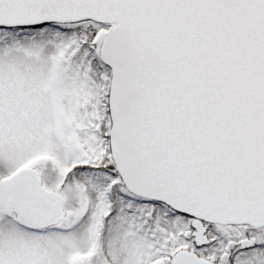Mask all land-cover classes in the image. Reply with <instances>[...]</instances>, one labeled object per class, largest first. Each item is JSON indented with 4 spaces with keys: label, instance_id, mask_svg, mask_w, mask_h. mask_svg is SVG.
<instances>
[{
    "label": "snow or ice",
    "instance_id": "1",
    "mask_svg": "<svg viewBox=\"0 0 264 264\" xmlns=\"http://www.w3.org/2000/svg\"><path fill=\"white\" fill-rule=\"evenodd\" d=\"M0 264H264V0H0Z\"/></svg>",
    "mask_w": 264,
    "mask_h": 264
}]
</instances>
